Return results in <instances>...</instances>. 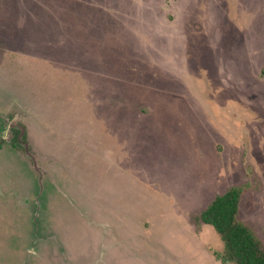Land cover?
Returning <instances> with one entry per match:
<instances>
[{
	"label": "rangeland",
	"instance_id": "1",
	"mask_svg": "<svg viewBox=\"0 0 264 264\" xmlns=\"http://www.w3.org/2000/svg\"><path fill=\"white\" fill-rule=\"evenodd\" d=\"M0 146V264H234L200 213L240 185L264 244V0H0Z\"/></svg>",
	"mask_w": 264,
	"mask_h": 264
},
{
	"label": "trees",
	"instance_id": "2",
	"mask_svg": "<svg viewBox=\"0 0 264 264\" xmlns=\"http://www.w3.org/2000/svg\"><path fill=\"white\" fill-rule=\"evenodd\" d=\"M243 190L242 186L236 185L217 194L201 211L200 219L211 225L221 237L223 262L264 264V244L238 217Z\"/></svg>",
	"mask_w": 264,
	"mask_h": 264
},
{
	"label": "crops",
	"instance_id": "3",
	"mask_svg": "<svg viewBox=\"0 0 264 264\" xmlns=\"http://www.w3.org/2000/svg\"><path fill=\"white\" fill-rule=\"evenodd\" d=\"M7 147H8V149L5 148L4 146H0V153L3 152V154H4V152L11 151L12 149H14V150L17 149L16 147H11V146L10 147L7 146ZM70 148H71V152H76V157H77L76 159L78 160L80 154L82 153L81 149H79L78 147H75V146H72ZM36 149H38L39 152L37 153V151H36L37 155L35 157H32L31 155L29 157V155L26 153L25 149H24L25 152L23 151V153H22L24 155L27 154V156L29 157V158H27V157L23 156L24 158H26V160H29L28 163H29V166H31L29 169L36 173V178L39 175L49 176V178H50L49 172H48V170H46V167H45L44 162H43L44 158H49L52 160V162L59 165L58 168L61 169L62 172L66 173L69 171V169L67 167V152H64L65 148L62 149V147H60V151H58L56 153L57 156L55 154H53V155L47 154V152H45V150L41 149L39 146ZM17 150L20 151L19 149H17ZM40 155H42V160L39 157ZM46 163H48V162H46ZM61 171H60V173H61Z\"/></svg>",
	"mask_w": 264,
	"mask_h": 264
}]
</instances>
